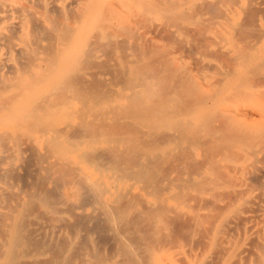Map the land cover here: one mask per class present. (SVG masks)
<instances>
[{
  "label": "bare ground",
  "instance_id": "6f19581e",
  "mask_svg": "<svg viewBox=\"0 0 264 264\" xmlns=\"http://www.w3.org/2000/svg\"><path fill=\"white\" fill-rule=\"evenodd\" d=\"M0 264H264V0H0Z\"/></svg>",
  "mask_w": 264,
  "mask_h": 264
}]
</instances>
